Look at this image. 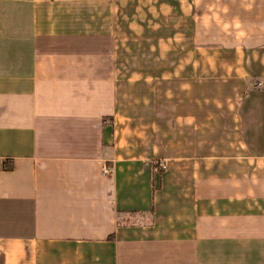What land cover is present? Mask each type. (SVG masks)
I'll return each mask as SVG.
<instances>
[{
	"label": "crops",
	"instance_id": "obj_1",
	"mask_svg": "<svg viewBox=\"0 0 264 264\" xmlns=\"http://www.w3.org/2000/svg\"><path fill=\"white\" fill-rule=\"evenodd\" d=\"M260 79L264 0H0V264H264Z\"/></svg>",
	"mask_w": 264,
	"mask_h": 264
},
{
	"label": "built area",
	"instance_id": "obj_2",
	"mask_svg": "<svg viewBox=\"0 0 264 264\" xmlns=\"http://www.w3.org/2000/svg\"><path fill=\"white\" fill-rule=\"evenodd\" d=\"M256 84H257L258 86L264 85V80H261V79H260V80H257ZM159 167H160L161 169H163V168L165 167V164H164L163 161H160V162H159ZM104 170L106 171V168H105Z\"/></svg>",
	"mask_w": 264,
	"mask_h": 264
},
{
	"label": "trees",
	"instance_id": "obj_3",
	"mask_svg": "<svg viewBox=\"0 0 264 264\" xmlns=\"http://www.w3.org/2000/svg\"><path fill=\"white\" fill-rule=\"evenodd\" d=\"M5 166H8V165H5Z\"/></svg>",
	"mask_w": 264,
	"mask_h": 264
}]
</instances>
